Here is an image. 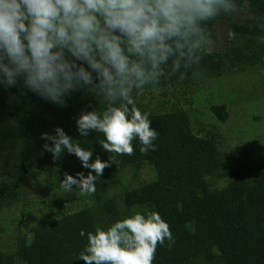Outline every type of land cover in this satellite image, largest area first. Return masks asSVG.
I'll return each mask as SVG.
<instances>
[{"label":"trees","instance_id":"trees-1","mask_svg":"<svg viewBox=\"0 0 264 264\" xmlns=\"http://www.w3.org/2000/svg\"><path fill=\"white\" fill-rule=\"evenodd\" d=\"M235 2L236 11H246L247 18H236L235 11L207 23L211 41L218 40V23L227 29V41L220 50L211 49L213 43L205 49L201 75L192 77L189 72L182 81L162 78L158 86L133 93L136 106L149 113L151 127L158 133L154 150L146 154L140 152L138 139L132 142L134 154L118 155L102 149V133L79 135L76 119L82 110H103L100 96L81 90L60 106L31 92L22 81L11 88L0 85V139L4 142L0 146L7 141L8 130L19 132L12 140L19 146L15 152L10 142L5 144L8 149L0 157L4 161L0 175L9 185H16L15 199L24 211L14 229L0 216V264H85L79 257L87 245V233L152 211L169 224L174 240L171 247L168 241L157 245L152 264H264V159L237 165L215 137L194 132L185 108L187 95L203 80L264 69V43L258 40L264 36V0ZM211 111L218 121H228L227 105H214ZM57 127L92 151L90 162L99 156L110 166L96 177L94 192H73L79 206L73 201L64 205L59 194L51 212L48 207L46 215L33 222L36 201L21 199V176L40 180L43 174L44 188L51 186L59 192L64 172L86 176L91 171L66 150L59 160L44 151L43 145L51 141L42 140L41 135L55 134ZM145 170L152 173L149 180ZM4 186L0 182L2 197ZM11 236L12 243L6 246L5 238Z\"/></svg>","mask_w":264,"mask_h":264},{"label":"clouds","instance_id":"clouds-1","mask_svg":"<svg viewBox=\"0 0 264 264\" xmlns=\"http://www.w3.org/2000/svg\"><path fill=\"white\" fill-rule=\"evenodd\" d=\"M236 9L235 0H0V85L22 81L60 106L73 92L100 96L103 110H82L76 119L79 135L102 133V149L118 155L134 154L138 139L146 154L158 133L133 93L158 86L162 78L201 75L202 54L211 43L207 23ZM258 40L264 43V36ZM41 139L51 141L43 149L54 160L66 150L91 170L86 176L64 173L63 190L95 191L96 177L110 162L99 156L90 162L92 151L62 127ZM87 241L79 257L85 264H152L158 244L174 243L169 224L155 211L107 229L97 226Z\"/></svg>","mask_w":264,"mask_h":264},{"label":"rangeland","instance_id":"rangeland-1","mask_svg":"<svg viewBox=\"0 0 264 264\" xmlns=\"http://www.w3.org/2000/svg\"><path fill=\"white\" fill-rule=\"evenodd\" d=\"M246 11H236L235 17L244 21ZM222 23L217 24L219 37L217 41H211V49H222L227 41V29L222 27ZM156 93L155 95H157ZM171 97V96H170ZM189 101L185 108L190 111L191 122L195 133L200 137H215L220 142L221 149L237 165H250L255 161L264 159V69L236 72L227 74L221 78L203 80L198 83L193 90L187 95ZM227 105L229 111V119L226 123L218 121L211 111L214 105ZM13 127L8 126L7 128ZM18 131H7V141L10 142L11 151L15 152L19 147L12 142L13 137L18 135ZM1 143H4L0 139ZM21 137V145H22ZM1 144L0 157L6 154L8 145ZM4 156V155H3ZM3 159L0 158V169L4 166ZM63 173V172H62ZM68 173V171L64 172ZM63 173V177H64ZM150 170L144 171L145 179L151 178ZM22 177V176H21ZM20 181L18 178H12V181L18 180L21 191V199L26 197L36 201L34 213L30 218L35 222L38 218L46 215L47 208L50 212L53 208L54 200L57 195L62 196L64 205L74 202L75 206H79L78 201L73 200V192L71 190L56 191L52 187L44 188L45 180L43 174L40 180L36 176L24 177ZM0 182H4V195H0V216L7 223L11 222V226L24 211H21L20 203L16 201L15 195L16 185H9L0 175ZM75 189V186H73ZM12 189L14 193H11ZM32 194V196H29ZM2 197V198H1ZM33 202V201H32ZM53 202V203H52ZM72 202V203H73ZM41 204V205H40ZM83 204V203H82ZM76 208V207H75ZM56 212V211H54ZM14 229V228H13ZM8 236V235H7ZM13 237L5 238V245L10 246ZM13 248V247H12ZM10 249V248H8Z\"/></svg>","mask_w":264,"mask_h":264}]
</instances>
